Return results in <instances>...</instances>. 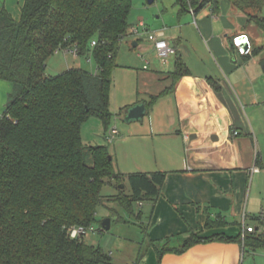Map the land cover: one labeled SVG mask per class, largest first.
<instances>
[{
    "label": "trees",
    "instance_id": "1",
    "mask_svg": "<svg viewBox=\"0 0 264 264\" xmlns=\"http://www.w3.org/2000/svg\"><path fill=\"white\" fill-rule=\"evenodd\" d=\"M220 1L183 0L182 7L197 14L210 4L216 14ZM231 1L264 34V0ZM131 11L132 0H25L17 21L2 8L0 80L13 91L0 119V264H114L100 247L72 239L70 229L91 227L108 200L132 211L159 194L165 173H116L108 147L82 139L91 117L105 130L111 124L114 71ZM74 50L91 54L99 75L80 68L47 75L50 57ZM189 75L176 58L170 77ZM165 93L145 103L147 110ZM112 181L121 190L110 199L102 189ZM239 242L256 251L264 235Z\"/></svg>",
    "mask_w": 264,
    "mask_h": 264
},
{
    "label": "crops",
    "instance_id": "2",
    "mask_svg": "<svg viewBox=\"0 0 264 264\" xmlns=\"http://www.w3.org/2000/svg\"><path fill=\"white\" fill-rule=\"evenodd\" d=\"M24 3L0 0V14L5 8L18 21ZM203 9L192 14L206 45L205 69L183 59V38L160 33L176 50L174 63L181 58L190 75L175 82V68L167 70L171 58L165 65L157 57L154 78L167 85L154 96L166 93L154 105L143 143L130 145L129 164L119 170L166 174L159 194L138 203L145 238L132 264H240L239 239H255L264 225V34L231 0H221L216 14L210 4ZM242 34L253 45L245 56L233 46ZM0 91L7 94L0 92L3 115L13 86L0 80Z\"/></svg>",
    "mask_w": 264,
    "mask_h": 264
},
{
    "label": "rangeland",
    "instance_id": "3",
    "mask_svg": "<svg viewBox=\"0 0 264 264\" xmlns=\"http://www.w3.org/2000/svg\"><path fill=\"white\" fill-rule=\"evenodd\" d=\"M204 13L203 9L197 15L200 25L206 16ZM129 21L132 27L138 30L126 37L120 46L117 59L118 67L114 71L111 94L110 110L113 114L111 124L105 130L103 122L99 118L91 117L82 128V139L86 146L108 147L116 173H120L119 170L123 168L122 166L127 168L129 160L126 153L129 151L130 145L135 141L143 143L142 139L144 138L141 136L147 134L149 130V121L154 117L155 106L153 105L148 110L142 121L132 124H126L124 121V110L138 104H149L152 102V97L158 95L167 85L154 78L157 75L159 62L154 44L149 39L150 36L163 32L169 39L183 38L184 43L180 47L182 57L197 70H204V64L208 60L204 50L205 41L193 24L191 9L183 8L180 0H156L153 4H149L148 0H132ZM134 43H137V47H134ZM48 66L50 75H47L49 76H57L71 68H80L93 75H99V70L91 54L85 57H76L72 53L60 51L49 58ZM145 66H147L146 69ZM174 68V59L171 58L167 70L171 71ZM2 92L6 97L7 94ZM156 105L160 107L161 104L156 103ZM1 117L0 113V119ZM114 128L117 129L118 135L109 142L107 139L109 133L107 134V132ZM129 132L132 133L131 136H129ZM124 137L127 140L122 142L121 139ZM88 164H92L90 158H88ZM129 189L127 183V189H124L125 194L129 192ZM120 190V186L112 181L103 187L102 194L111 199L114 193L120 192ZM106 204L109 205L99 208L96 222L91 226L95 232L89 231L84 240L87 244L100 247L110 255L114 264L135 263L138 256L135 255L137 254L136 243L142 242L145 238V227L140 224L137 218L140 212L139 204L134 203L132 211L126 210L114 200H108ZM106 219L111 220V228L109 231L103 232L101 224ZM250 223L255 227L259 226L253 220H250ZM261 228V234L264 235V225ZM240 264H264V248L252 251L250 248L243 247Z\"/></svg>",
    "mask_w": 264,
    "mask_h": 264
},
{
    "label": "built area",
    "instance_id": "4",
    "mask_svg": "<svg viewBox=\"0 0 264 264\" xmlns=\"http://www.w3.org/2000/svg\"><path fill=\"white\" fill-rule=\"evenodd\" d=\"M191 12L195 14L194 10H191ZM137 30L138 29H135L132 27L130 30V35L133 33H136ZM149 39L154 44L158 59L163 64L167 65L170 58L176 54L175 48H173L167 40L163 39L160 34L151 35ZM96 45H97L96 41H93L92 46H96ZM233 46L237 49L240 55H244V56L252 53V50H253L252 42L249 36L246 34H242V35L235 37L233 39ZM72 54L77 57V52L75 50L72 52ZM146 68L147 66H145V69ZM108 133L109 134H108L107 139L109 142H111L114 139V137L118 135V131L116 128H114ZM74 231L76 232L75 236L72 235ZM89 231L95 232V230L92 227H89V228L73 227L70 229L69 235L72 239H81V238H84L88 234ZM244 236L245 235H243V237Z\"/></svg>",
    "mask_w": 264,
    "mask_h": 264
},
{
    "label": "water",
    "instance_id": "5",
    "mask_svg": "<svg viewBox=\"0 0 264 264\" xmlns=\"http://www.w3.org/2000/svg\"><path fill=\"white\" fill-rule=\"evenodd\" d=\"M156 0H148L149 4H153ZM183 0H180L181 5H183ZM134 47H137V43H134ZM262 69L264 71V61L261 63ZM148 110L146 105L138 104L135 106H132L125 111V122L130 124L133 122H140L144 119V117L147 115ZM121 188V187H120ZM102 229L105 231H109L111 228V220L106 219L101 224Z\"/></svg>",
    "mask_w": 264,
    "mask_h": 264
},
{
    "label": "clouds",
    "instance_id": "6",
    "mask_svg": "<svg viewBox=\"0 0 264 264\" xmlns=\"http://www.w3.org/2000/svg\"><path fill=\"white\" fill-rule=\"evenodd\" d=\"M72 235L75 236V235H76V232L74 231V232L72 233Z\"/></svg>",
    "mask_w": 264,
    "mask_h": 264
}]
</instances>
